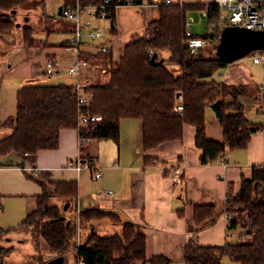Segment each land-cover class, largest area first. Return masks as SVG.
Here are the masks:
<instances>
[{
    "label": "trees",
    "instance_id": "1",
    "mask_svg": "<svg viewBox=\"0 0 264 264\" xmlns=\"http://www.w3.org/2000/svg\"><path fill=\"white\" fill-rule=\"evenodd\" d=\"M46 1L0 0V36L8 34L15 26L3 13L13 14L18 8L43 6ZM59 1L61 7L103 2ZM126 2L132 5L138 3L137 0H121V6ZM112 3L115 1L112 0ZM204 9L207 10L208 31L203 35L187 36L186 14ZM158 10L159 17L145 25L142 36L125 45L117 62L109 48L96 55H80L95 68L100 67L109 73L107 82H91L85 88L84 91L91 94L87 108L79 105L73 86L21 87L16 92L14 118L8 119V122L0 121V129L10 131L0 138V158L13 154L33 156L41 150L56 149L59 132L63 129H76L78 136L90 141L117 142L120 120L138 119L144 151L167 142L180 141L184 125L194 126L195 146L202 150L200 163L205 165L220 159L226 150L246 148L253 133L264 132V123L248 121L238 100L249 92V87L214 78L228 65L216 53L221 32L230 27L219 5H158ZM115 11L114 8L108 9V16L113 19ZM31 34L32 27L22 28V39L28 46L35 45ZM189 37L204 39L214 54L207 53L203 48L197 54H191L186 46ZM162 53H166V58ZM255 53L264 55V49L250 54ZM153 54L157 55L154 61L151 60ZM176 94L181 98V113L174 111L178 103ZM207 108L212 109L222 129L221 141L206 136ZM85 111L101 117L100 125L88 132L78 125L79 116ZM85 145L80 147L82 161L90 160L86 157ZM31 179L41 188V193L36 196L35 209L17 225L0 227V241L16 233L29 236L33 253L26 258L27 264H47L71 250L76 253V261L82 259L85 264H170V260L163 255L146 259V235L139 224L122 222L117 214L94 207L78 210L76 182ZM52 198L62 201V206L68 203L66 210L62 206L50 205ZM225 202L227 211L239 219L237 222L226 214L229 216L227 229L236 228L240 223L244 236H250L251 241L205 247L188 243L182 255L186 264H223L224 258L237 264H264V165L253 166L249 178L241 177L238 191L228 194ZM68 213L70 216H67ZM214 214L213 206H195V227L200 228ZM102 221H110L111 225L120 227L119 233L101 235L93 228L84 242L78 245L81 227L90 225L92 228L94 223ZM17 251L16 246L0 244V264H14L8 258Z\"/></svg>",
    "mask_w": 264,
    "mask_h": 264
},
{
    "label": "crops",
    "instance_id": "2",
    "mask_svg": "<svg viewBox=\"0 0 264 264\" xmlns=\"http://www.w3.org/2000/svg\"><path fill=\"white\" fill-rule=\"evenodd\" d=\"M214 1L182 0V4H210ZM137 2L133 6L138 7L139 10H135L134 14L141 18L139 24L145 28L149 21L159 17L158 6L153 3V0H146L145 3L143 0H137ZM57 5L61 7V2L58 1ZM119 10L116 9L112 19L118 25V33L111 34V21L93 23L94 27L102 30L106 45L111 50H113L112 41L115 38L120 40L122 36L121 26L126 25ZM26 13V21H30V14ZM72 27L73 25L70 24L57 43H48L50 32L46 33L45 42H43L45 46L49 44L51 49L59 48L62 58L68 57L70 60L68 67L75 60V55L64 49V42L71 33ZM6 35L0 36V48ZM33 37L37 38L35 33ZM39 38L42 40V37ZM127 38L129 39L130 35ZM125 44L123 43L120 48H123ZM81 48L85 49L87 46ZM161 55L166 58L165 53ZM47 58H53L57 64L59 63L57 54L54 52L48 54L46 60ZM62 61L61 59L60 62ZM255 65L262 70H258L257 82H255L257 76H254L241 60L221 69L218 79L229 84L248 86L249 92L238 99L243 106L244 114L251 123H264V94L260 90V87L264 86V62ZM31 69L29 65L22 75L25 82L29 81L28 79L32 82L38 81ZM59 69L61 68L58 64L55 72L59 81L56 82L73 86L76 79L71 77V81L65 80L59 74ZM8 73L3 75V80ZM96 78L93 70H88L81 76V79H88L91 82ZM252 86H255L256 90L252 89ZM20 88L16 89L15 97ZM1 90L2 83L0 92ZM5 95L6 93L0 94V111L6 108ZM9 132V130L0 132V138ZM195 132L194 126L186 124L180 141L168 142L154 150L144 151L141 146L140 121L122 119L119 122L117 142L91 140L84 146L87 159H94L101 171L102 176L98 180L92 178V172L88 168L76 171L66 167L68 161L76 160L81 154L76 129L60 130L56 149L41 150L33 156L22 157L13 154L2 157L0 158V227L6 226L2 222L3 202L7 205V200L11 201L10 198L20 197L25 200L31 198L24 214L21 216L19 212L16 216V225L35 209L36 196L41 193V188L31 179L33 176L30 169L36 167L41 170L38 178L45 181L77 183L76 207L78 210L94 207L117 214L122 222L142 226L146 235L147 260L163 255L170 260V264H186L182 255L188 243L205 247L233 242V236L242 229L240 223L236 228L227 229L228 221L225 215L229 214L232 218H235V215L227 211L225 198L228 194H235L238 191L241 177L249 178L253 166L264 165V132L253 133L246 148L226 150L220 159L205 165L200 163L202 150L195 146ZM206 136L211 140H222V129L211 108L206 109ZM174 171H178L179 178L174 177ZM103 189L112 190L113 194L106 196L100 192ZM199 205L213 206L215 214L197 228L193 221V211L194 207ZM236 221L239 222L238 219ZM100 229L105 232H114L113 234H118L120 231V227L107 224ZM83 242L79 236L78 245ZM75 256V252H67L61 256L60 264H74ZM222 263L237 264L226 258L222 259Z\"/></svg>",
    "mask_w": 264,
    "mask_h": 264
},
{
    "label": "rangeland",
    "instance_id": "3",
    "mask_svg": "<svg viewBox=\"0 0 264 264\" xmlns=\"http://www.w3.org/2000/svg\"><path fill=\"white\" fill-rule=\"evenodd\" d=\"M58 1L59 0H48L45 2L43 6L37 5L34 7H26V8L24 7L22 9L18 8L13 14H11L10 12L3 13V15L10 18L15 23V26L12 28L11 32H9L7 35L4 34L6 35V38H4L5 41L2 40L1 42L2 45L0 48V84L2 83V90L0 94L4 95V93H6V95L4 96L6 99V104H5L6 108L4 109V111H0V121L8 122L7 121L8 119L14 118L15 91L17 88L23 86H33V85H55L59 83L56 82L59 81L56 72H54L52 75H45V62H46V56L48 54L53 52L57 54V60L59 62L58 64L61 68L59 69V74L65 80L71 81V76L68 75V64L70 62L68 57L62 58L61 54L59 53L60 51L59 48L55 47V49H51L49 44H47L46 46L43 44V42H45L47 32H50L48 43L50 44L57 43L62 38L64 34L63 32L67 31V29L70 26V24L61 15L57 14V10L59 7V5H57ZM145 2L146 0H143V3ZM117 9H120L119 10L120 16L121 15L123 16L126 25L125 27L121 26L122 36L119 38L120 40L115 38L112 41L113 44L112 53L115 62H117L118 59L123 55V50L125 45L128 42L132 41L134 37L136 39L137 37L142 36L145 29L143 28V26H141V24H139L141 18H139L137 15L134 14L135 10L137 9L139 10L138 7H134L133 5L121 6ZM26 12H29L30 14V21L29 20L26 21V16H27ZM186 19L190 24L189 27L191 33L195 35H203L208 31L207 19L206 16L202 14V11H198V10L189 11L186 14ZM100 22H104V21H100ZM27 26L32 27L31 35L32 38L34 39V44H35L34 46H28L26 43L23 42L22 28ZM118 32L119 31H117V33ZM33 33L36 34L37 38L33 37ZM129 35L130 38L128 39L127 37ZM39 37H42V40ZM116 40L118 41L117 43ZM123 43L126 44L123 46V48H120ZM202 48L203 50H206L207 53L214 54V51L212 50L209 44L205 45ZM254 55H258V53H255ZM254 55L249 54L248 56L240 60L247 68H249L250 71H252L254 76H257L255 77L256 79L254 78L255 82H257L258 70L260 71L262 70L260 69V67L255 65V63L253 64L251 63L252 56ZM61 59L63 60L62 62H60ZM29 65L30 68H32L31 72L33 76L38 79L37 82H32L30 81V79H28L29 81L27 82H25L26 80L25 81L23 80L24 77L22 75L25 73V70L29 68ZM10 66H12V68H10ZM9 70L10 72L8 73ZM99 70L100 67H97L93 70L94 75L97 76V78L93 79L92 82H96V81L101 83L107 82L109 79V73L106 70L105 72L101 73ZM6 72L8 73V76H6L5 77L6 79L3 80L2 77ZM219 74L220 73H216L214 75V78L216 80H218ZM251 88L256 90L255 86H252ZM3 131L5 130L0 129V132ZM33 186H35V184H33ZM5 199L7 200V198ZM10 200L11 201L7 200L8 202L7 205L4 204L3 202L2 222L5 223L6 225L3 227L15 226L16 225L15 223L17 221L16 216L19 214V212H21V216H22L25 212V209L28 206V203L31 202V198L25 200L24 198L15 197V198H10ZM49 203L50 205L62 206L61 201L56 198L50 199ZM67 216H70L69 213L67 214ZM235 218L238 219L237 215H235ZM106 224L109 226H113L111 225L110 221H102L99 223H94L92 225V228L90 225H84L78 231V237L80 236L81 241H84L87 235L89 234V232L91 231V229L93 228L101 235H112L114 232L101 231L102 229H100V227ZM239 241L250 242L251 237L244 236L243 231L240 230V232H237V234L233 236L234 243ZM0 244L5 246L13 245L18 248V251L8 258V261L14 264H25L26 258L33 253L31 240L29 236H27L26 234H18V233L12 234L8 238L7 237L3 238L0 241ZM70 252H74V251L71 250ZM74 264H76V258H74Z\"/></svg>",
    "mask_w": 264,
    "mask_h": 264
},
{
    "label": "built area",
    "instance_id": "4",
    "mask_svg": "<svg viewBox=\"0 0 264 264\" xmlns=\"http://www.w3.org/2000/svg\"><path fill=\"white\" fill-rule=\"evenodd\" d=\"M103 0L98 5L82 6L79 3L75 5H67L61 7L60 15L70 24L73 25L71 33L67 36L64 42V49L74 53L75 60L68 67V74L76 79L73 85V89L77 94L78 103L81 107L87 108L91 101V94L86 93L84 90L91 84L88 79H81V76L88 71L94 70L95 67L85 59L81 58V54L96 55L98 53H104L108 50L106 40L104 38L101 29L93 26L96 21H111L110 32L112 35L117 33L118 25L115 21L108 16V9L114 8L115 10L121 7V0ZM153 3L158 5H173L182 4V0H153ZM213 3L219 5L223 12V17L227 20L230 26L246 28L250 30H264V0L255 2L253 0H215ZM131 2H126L124 6H131ZM202 14L207 16V10H202ZM186 35L190 36L189 22L186 19L185 23ZM206 45V41L198 37H189L186 40V46L189 52L193 55L197 54L199 49ZM87 48L82 49L81 47ZM90 48V49H89ZM252 62L255 64L264 62V55L258 54L252 56ZM58 68L57 62L49 58L45 62V74L52 75ZM101 73L105 72L104 69L99 70ZM260 90L264 94V86L260 87ZM181 98L178 97V103L174 107V111L177 113L182 112ZM101 123V117L97 114H91L88 111L82 112L79 116V127L88 132L91 129L96 128ZM90 142L89 138H78L79 147ZM67 168H72L76 171L82 168H88L92 172V178L98 180L101 178V171L96 166L94 159L88 161H82L79 158L76 160H70L66 164ZM31 175L35 178L40 177L41 170L38 168L30 169ZM174 177L179 178L178 171H174ZM106 196L113 194L112 190L103 189L100 191ZM225 219L228 221L229 216L225 215ZM76 264H85L82 259H78Z\"/></svg>",
    "mask_w": 264,
    "mask_h": 264
},
{
    "label": "water",
    "instance_id": "5",
    "mask_svg": "<svg viewBox=\"0 0 264 264\" xmlns=\"http://www.w3.org/2000/svg\"><path fill=\"white\" fill-rule=\"evenodd\" d=\"M15 13V11H13ZM61 7L58 8V15ZM18 26V24H17ZM264 49V30H250L241 27L230 26L225 28L219 37V44L216 53L221 60L230 64L248 56L253 51ZM157 55L153 54L151 60L154 61ZM179 94H176L178 97ZM68 203L63 206L66 210ZM62 258L57 257L47 264H60Z\"/></svg>",
    "mask_w": 264,
    "mask_h": 264
}]
</instances>
